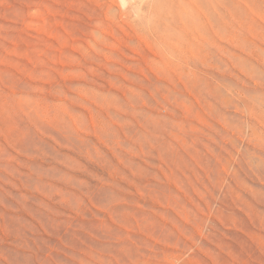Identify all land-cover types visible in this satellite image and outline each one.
Masks as SVG:
<instances>
[{
	"label": "rangeland",
	"instance_id": "obj_1",
	"mask_svg": "<svg viewBox=\"0 0 264 264\" xmlns=\"http://www.w3.org/2000/svg\"><path fill=\"white\" fill-rule=\"evenodd\" d=\"M141 1L0 0V264H264V0Z\"/></svg>",
	"mask_w": 264,
	"mask_h": 264
},
{
	"label": "bare ground",
	"instance_id": "obj_2",
	"mask_svg": "<svg viewBox=\"0 0 264 264\" xmlns=\"http://www.w3.org/2000/svg\"><path fill=\"white\" fill-rule=\"evenodd\" d=\"M130 1V0H129ZM131 1H135V3L138 1V0H131ZM139 1H141V0H139ZM150 1V6L147 8V9H152V7L154 8V10L156 9V7L157 6H155V4L157 3V1L156 0H149ZM114 2V1H113ZM119 2H121L122 3V5H123V7L122 8H124V6H126V3L128 2H126V0H119ZM156 2V3H155ZM155 3V4H154ZM180 4V3H179ZM177 5V4H176ZM132 6L133 5H131V4H129L127 7H125V9H124V13L125 14H130V11H132ZM172 6V5H171ZM180 7H182V6H180ZM146 8H145V6L143 5V0L140 2V4L138 5H136V8H135V10H137L138 12H140L141 10H145ZM158 9H160V7H158ZM177 9V8H176ZM175 9V10H176ZM181 10L183 11L184 9L183 8H181ZM134 11V10H133ZM176 12V11H175ZM184 12V11H183ZM180 13V12H179ZM178 13V14H179ZM182 13V12H181ZM186 13V12H185ZM188 14V13H187ZM124 15V14H123ZM136 15V14H135ZM182 15V14H181ZM189 15V14H188ZM137 20L139 21V22H143L144 20L143 19H141L140 17H137ZM159 26V25H158ZM160 27V26H159ZM143 39H144V37H143ZM146 40V39H145ZM146 42V41H145ZM151 47V46H150ZM152 50V49H151ZM156 51V50H155ZM160 51V50H159ZM162 52V51H161ZM165 53V52H164ZM165 56V55H164ZM163 56V53H162V56L161 57H164ZM163 60V59H162ZM161 60V61H162Z\"/></svg>",
	"mask_w": 264,
	"mask_h": 264
}]
</instances>
